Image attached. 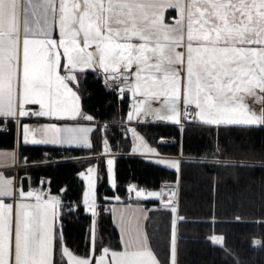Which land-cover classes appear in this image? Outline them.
<instances>
[{"label": "snow or ice", "instance_id": "snow-or-ice-1", "mask_svg": "<svg viewBox=\"0 0 264 264\" xmlns=\"http://www.w3.org/2000/svg\"><path fill=\"white\" fill-rule=\"evenodd\" d=\"M89 75L118 101L130 98L120 121L129 154L176 173L172 187L127 189L137 200L159 198L155 210L168 214L164 258L152 242L155 225L147 208L137 203L129 216L127 203L118 213L99 202L102 176L119 188L121 141L114 132L109 136L108 122L85 109L82 85ZM250 98L264 102V0H0V126L20 130L18 148L0 153V264H180L184 160L165 156L139 129L164 122L182 134L212 131V147L199 160L210 155L221 167H264V161L228 158L240 145H229L227 134L264 131V103L253 108ZM25 117L37 123H24ZM27 145L88 150L89 164L78 172L87 182L82 206L91 213L85 252L68 245L64 227L80 201L75 208L65 203L44 187L50 184L45 179L26 190L35 163L24 155ZM104 199L122 201L115 194ZM105 211L119 229L117 246L105 242ZM212 241L231 255L223 236Z\"/></svg>", "mask_w": 264, "mask_h": 264}, {"label": "trees", "instance_id": "trees-1", "mask_svg": "<svg viewBox=\"0 0 264 264\" xmlns=\"http://www.w3.org/2000/svg\"><path fill=\"white\" fill-rule=\"evenodd\" d=\"M82 91L86 111L93 114L97 122H108L109 136L112 137L114 132V139L121 141L117 145L121 154L117 162L119 188H112L102 176L97 188L99 202L104 208L124 203L144 205L152 213V224L155 225L152 242L164 258L169 243L168 214L155 210L154 206L159 204L155 200H127V189L135 184L149 191H159L162 186L172 184L176 173L129 154L130 142L120 135V121L128 111L130 98L118 101L116 94L106 91L94 75L86 78ZM139 130L165 156L184 158L179 211L187 217V221L180 225L178 232L180 264H264V167L258 163L251 167H221L210 155L206 161L199 160L212 147V131L189 128L186 134H182L176 126L165 124L142 125ZM160 137L174 139L175 142L161 144ZM227 142L229 145H240L230 148L229 159L264 161V131L231 132L227 134ZM16 146L18 148L17 126H0V149H15ZM96 148L97 151L101 149L99 140H96ZM23 152L35 162L29 170L33 187H39V181L46 179L50 181L46 187L52 194L62 196L65 203L72 202L75 208L76 202L80 201L79 211L65 219L64 227L68 245L85 252L89 247L91 215L82 206L85 184L78 172L88 166L89 160L77 161L73 158L89 156L88 150L65 151L59 147L27 145ZM52 158L57 163H50ZM114 194L121 196L122 201L104 199ZM64 211L67 213L68 208ZM237 216L242 219L237 220ZM101 224L105 242L117 246L119 231L110 213H102ZM213 236L225 238L231 255H227L221 245L213 243ZM257 240L261 244L257 245Z\"/></svg>", "mask_w": 264, "mask_h": 264}, {"label": "crops", "instance_id": "crops-1", "mask_svg": "<svg viewBox=\"0 0 264 264\" xmlns=\"http://www.w3.org/2000/svg\"><path fill=\"white\" fill-rule=\"evenodd\" d=\"M34 107H38V106H34ZM23 119V122L24 123H28V124H31V125H35L36 123H37V120H36V118H28V117H25V118H22ZM152 124H165V125H172V124H169V123H164V122H155V123H152ZM19 135H20V130H19V128H18V126H17V140H18V137H19ZM44 146H50V147H59V148H62L61 146H59V145H44ZM16 148H17V146H16ZM15 148V149H16ZM12 150H14V149H0V153H4V152H9V151H12ZM135 156H137V155H135ZM140 157V156H139ZM9 171H15V169H11V170H9ZM30 187L31 188H38V187H33L32 185H31V182H30ZM39 187H41V186H39ZM151 198H154V197H151ZM128 205H129V208L127 209V213H128V215L130 216L133 212H135V209H134V205L135 204H131V203H127ZM123 205L124 204H114V205H111V206H108V207H112V206H114V207H116L117 208V212L119 213V212H123V211H125L124 210V207H123ZM107 207V208H108ZM91 215V214H90ZM113 219V218H112ZM114 222V221H113ZM117 229H118V227H116ZM118 231H119V229H118Z\"/></svg>", "mask_w": 264, "mask_h": 264}, {"label": "rangeland", "instance_id": "rangeland-1", "mask_svg": "<svg viewBox=\"0 0 264 264\" xmlns=\"http://www.w3.org/2000/svg\"><path fill=\"white\" fill-rule=\"evenodd\" d=\"M249 104L253 107V108H256V109H259L260 107H261V104L262 103H264V102H262V101H259L258 100V98H250L249 99ZM152 124V123H151ZM148 125V124H147ZM118 154V157L119 156H121V154H119V153H117ZM125 155H127L128 156V154H125ZM167 157H169V158H182L181 156H167ZM74 160H77V161H79V160H81V159H83V160H89V156H86V157H79V158H73ZM183 160H184V158H182ZM50 163H57V161L55 160V159H51V162ZM42 164H48V163H46V162H43ZM32 165H35V164H32ZM16 171V170H15ZM15 171H12L13 172V174H15ZM82 178V177H81ZM83 179V178H82ZM84 181V184H85V190H86V184H87V182L85 181V180H83ZM109 182V181H108ZM98 184H99V181H98ZM109 185L111 186V184H110V182H109ZM46 186V185H45ZM173 186V184H167V185H164V186H162V188L161 189H165V188H168V187H172ZM112 187V186H111ZM97 188H98V186H97ZM160 189V190H161ZM166 194V193H165ZM133 197L131 196V197H129L128 198V193H127V200L128 199H132ZM126 199H125V201H126ZM136 205V204H135ZM135 205H134V209H135ZM143 207H145L144 205H143ZM146 208V207H145ZM135 211H136V209H135ZM150 212V211H149ZM89 214H91V213H89Z\"/></svg>", "mask_w": 264, "mask_h": 264}, {"label": "water", "instance_id": "water-1", "mask_svg": "<svg viewBox=\"0 0 264 264\" xmlns=\"http://www.w3.org/2000/svg\"><path fill=\"white\" fill-rule=\"evenodd\" d=\"M161 144H170V141L169 140H165L164 142H161ZM29 182L26 183V190H29Z\"/></svg>", "mask_w": 264, "mask_h": 264}]
</instances>
